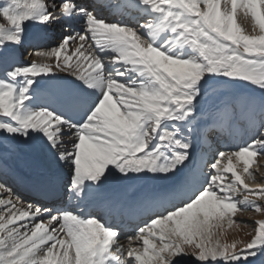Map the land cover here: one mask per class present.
Instances as JSON below:
<instances>
[{
  "label": "snow or ice",
  "instance_id": "1",
  "mask_svg": "<svg viewBox=\"0 0 264 264\" xmlns=\"http://www.w3.org/2000/svg\"><path fill=\"white\" fill-rule=\"evenodd\" d=\"M21 147L74 207L0 180V264H264V0H0V176Z\"/></svg>",
  "mask_w": 264,
  "mask_h": 264
},
{
  "label": "bare ground",
  "instance_id": "2",
  "mask_svg": "<svg viewBox=\"0 0 264 264\" xmlns=\"http://www.w3.org/2000/svg\"><path fill=\"white\" fill-rule=\"evenodd\" d=\"M29 38H30V33H29ZM39 40H44V38H39ZM44 49H47V48H44ZM33 58H35V57H33ZM244 138L242 137V139L239 141L241 144H243L242 141H244ZM200 146H202V145H197L196 147L193 148V152L195 153V154L193 153V158L195 155L197 160L200 159L199 157L202 156V154H201L202 148L200 149ZM206 153H208V152H206ZM33 157H35L34 154L26 151L23 147H21L18 152L11 154L7 161L15 163L18 159H23V160L28 161V160H31ZM193 158H192V160H193Z\"/></svg>",
  "mask_w": 264,
  "mask_h": 264
},
{
  "label": "rangeland",
  "instance_id": "3",
  "mask_svg": "<svg viewBox=\"0 0 264 264\" xmlns=\"http://www.w3.org/2000/svg\"><path fill=\"white\" fill-rule=\"evenodd\" d=\"M241 23H243V21H241ZM50 48V47H49ZM252 171L259 177L260 176V172H257L256 170L258 168H260L262 171H264V158H260L257 163L253 164L252 165ZM252 187H255V185H251ZM256 218H260L258 216H254L253 214L251 213H243V214H237V216L235 217V219H237L238 221L239 220H243V221H246V222H249V223H252L254 219ZM227 227V226H226ZM229 233L232 235V236H235L236 238H240L241 236L244 235L243 232H240V233H235L233 232L231 229L228 230ZM246 231V230H245Z\"/></svg>",
  "mask_w": 264,
  "mask_h": 264
}]
</instances>
